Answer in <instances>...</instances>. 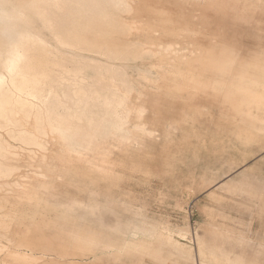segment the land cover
Returning a JSON list of instances; mask_svg holds the SVG:
<instances>
[{"label":"rangeland","instance_id":"1","mask_svg":"<svg viewBox=\"0 0 264 264\" xmlns=\"http://www.w3.org/2000/svg\"><path fill=\"white\" fill-rule=\"evenodd\" d=\"M121 15L135 28L115 42L147 51L119 62L128 94L119 105L91 98L66 125L95 123L96 151L23 164L39 175L14 190L24 216L4 208L5 241L42 264H214V254L264 264V0H134ZM223 49L234 54L228 69Z\"/></svg>","mask_w":264,"mask_h":264},{"label":"bare ground","instance_id":"2","mask_svg":"<svg viewBox=\"0 0 264 264\" xmlns=\"http://www.w3.org/2000/svg\"><path fill=\"white\" fill-rule=\"evenodd\" d=\"M61 3L64 7L57 10L49 7V0H0V217L7 206L16 211L6 213L8 218L23 213L17 204L22 197L14 190L39 175L36 168L46 163L50 153L65 158L74 154L80 161L75 152L96 151L90 134L98 132L95 123L88 121L85 129L66 125L80 121L74 117L88 109L93 97L121 104L130 90V78L119 62L147 55L142 45L121 48L115 42L135 28L121 17L133 11L134 0ZM17 50L24 60L10 71L9 61ZM87 53L105 58L106 65L99 64L98 55L93 59ZM89 70L97 75L92 82L86 74ZM117 109L111 108L114 116ZM63 111L67 115L55 123ZM34 142L46 150L40 151ZM38 160L34 170L23 169V164L34 165ZM8 225L0 220V250L8 254L6 260L0 258V264L14 259L9 253L17 254L21 262L28 260V253L13 251V243L5 241Z\"/></svg>","mask_w":264,"mask_h":264},{"label":"snow or ice","instance_id":"3","mask_svg":"<svg viewBox=\"0 0 264 264\" xmlns=\"http://www.w3.org/2000/svg\"><path fill=\"white\" fill-rule=\"evenodd\" d=\"M49 7L59 10L62 7H64V5L61 3V0H49ZM220 57H221L220 66L224 69L230 68L232 64L235 62L233 52L228 49H223L220 52ZM23 60H24V56L22 52L20 50H17L13 58L9 61V70L11 71L14 68H16L19 63L23 62ZM0 84H3L2 80H0ZM219 87H221V85L217 83L216 85L213 86V90L215 91ZM261 102L264 103V97H261ZM148 134L151 135L152 133H148ZM34 146L37 147L40 151L46 150L45 146L42 143L34 142ZM98 171L102 175H105V176L112 175L110 170L106 168H100L98 169ZM177 207L179 208V205H177ZM91 211L95 212L96 209H91ZM204 212L209 221L208 227L214 228L215 213H216L215 207H206ZM135 214L138 218L142 219L143 214H144V208L143 207L136 208ZM181 235H185V233H181ZM0 251H7V250H0ZM9 255L13 256L14 259L11 262H5V264H21L20 258L18 257L17 254L9 253ZM26 264H42V261L39 259H32V260L26 261ZM160 264H164V262L161 261Z\"/></svg>","mask_w":264,"mask_h":264},{"label":"crops","instance_id":"4","mask_svg":"<svg viewBox=\"0 0 264 264\" xmlns=\"http://www.w3.org/2000/svg\"><path fill=\"white\" fill-rule=\"evenodd\" d=\"M258 79H259V85L261 87L264 86V70H259L258 71ZM264 88V87H263ZM264 90V89H263ZM37 209L35 210H31L30 212L33 213L35 212ZM41 210V213L44 214L45 212V209H40ZM26 211L27 209H23V213L21 215L24 216V214H26ZM211 258H212V261L214 264H224V259L222 257H219L218 255L214 254V255H211ZM203 264V263H202ZM230 264H240L239 261H231L230 260Z\"/></svg>","mask_w":264,"mask_h":264}]
</instances>
